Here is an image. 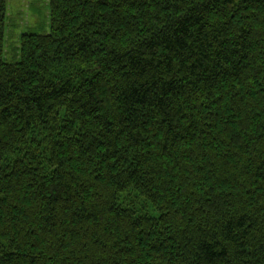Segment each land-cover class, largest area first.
Masks as SVG:
<instances>
[{
	"label": "trees",
	"instance_id": "trees-1",
	"mask_svg": "<svg viewBox=\"0 0 264 264\" xmlns=\"http://www.w3.org/2000/svg\"><path fill=\"white\" fill-rule=\"evenodd\" d=\"M8 5L0 264H264V0Z\"/></svg>",
	"mask_w": 264,
	"mask_h": 264
},
{
	"label": "rangeland",
	"instance_id": "rangeland-1",
	"mask_svg": "<svg viewBox=\"0 0 264 264\" xmlns=\"http://www.w3.org/2000/svg\"><path fill=\"white\" fill-rule=\"evenodd\" d=\"M50 31V0H9L6 23V60H19L21 40L27 34Z\"/></svg>",
	"mask_w": 264,
	"mask_h": 264
}]
</instances>
